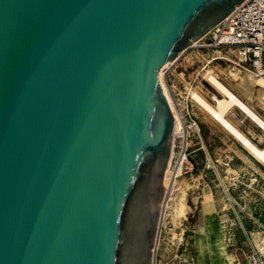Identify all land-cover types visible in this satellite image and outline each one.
<instances>
[{
    "label": "water",
    "instance_id": "1",
    "mask_svg": "<svg viewBox=\"0 0 264 264\" xmlns=\"http://www.w3.org/2000/svg\"><path fill=\"white\" fill-rule=\"evenodd\" d=\"M244 1L0 0V264H153L159 71Z\"/></svg>",
    "mask_w": 264,
    "mask_h": 264
},
{
    "label": "rangeland",
    "instance_id": "2",
    "mask_svg": "<svg viewBox=\"0 0 264 264\" xmlns=\"http://www.w3.org/2000/svg\"><path fill=\"white\" fill-rule=\"evenodd\" d=\"M205 39L210 43L209 37ZM224 55L250 68L235 48L190 47L164 72L173 97L193 115L200 132L191 134L181 153L179 162L184 163L176 177L178 189L172 192L170 185L167 195L165 189L156 264H218L219 250L227 252L229 264H264V162L193 98L194 92L209 100L214 94L221 96L209 80V73H214L264 119L260 86L247 93L240 84L245 69L234 64L228 67L221 58ZM227 117L264 148V130L254 120L236 107ZM207 235L211 242L204 258L199 242Z\"/></svg>",
    "mask_w": 264,
    "mask_h": 264
},
{
    "label": "built area",
    "instance_id": "3",
    "mask_svg": "<svg viewBox=\"0 0 264 264\" xmlns=\"http://www.w3.org/2000/svg\"><path fill=\"white\" fill-rule=\"evenodd\" d=\"M207 37H209L210 43H206L205 38ZM192 47L235 48L244 57L245 62L249 63L250 68L248 69L251 73L264 77V0H245ZM174 99L180 110L183 127L177 132L175 130L173 156L169 165L171 178H176L180 166H183L184 161H179L181 153L187 149L185 146L187 140L191 134L200 132L199 125L193 115L188 110L185 111L181 108L175 96ZM165 189L167 195L170 188L166 187ZM155 252L154 249V255Z\"/></svg>",
    "mask_w": 264,
    "mask_h": 264
},
{
    "label": "bare ground",
    "instance_id": "4",
    "mask_svg": "<svg viewBox=\"0 0 264 264\" xmlns=\"http://www.w3.org/2000/svg\"><path fill=\"white\" fill-rule=\"evenodd\" d=\"M197 41H194L190 47L194 46L195 43H197ZM221 58L225 59L226 65L227 66L229 65L228 67H231L234 64L236 66H240V67L245 69L244 75L240 79L241 86L244 88V90L247 93L252 94L256 90V87L259 85L260 90H261L259 98L262 99L260 101L264 102V77H259V76L256 77L255 76V78H253V75H251V71L249 69H247L245 66H243L241 64V62L231 58L228 55L221 56ZM242 60L243 59H241V61ZM175 61H176V59H175ZM175 61L171 60V61L166 62L163 65V67L160 69L159 74H160L161 85H162L163 90H164V92H165V94L169 100V103L173 109V113H174V116L176 119L175 130L177 132L183 127V122L181 120L180 110L177 107V104L174 100V97L171 93V90L168 87V85L166 84L165 79H164L165 70L170 65H172ZM233 70L234 69H232V71ZM209 80L211 81V83L215 87V89L221 94V96L214 94L212 96V98L209 100V98L207 99L206 97H204L199 92H194L193 98L198 103H200L201 107L203 108L204 112L207 115H209L212 118L221 122L224 125V127L226 129H228L236 138H238L253 155H255L257 158H259L260 160H262L264 162V148H260L255 143H253L249 139L248 136H246L239 128H237L229 120V118L227 117V114L232 108H234V107L239 108L246 115H248L252 120H254L261 128H263V130H264V119L256 111H254L252 109V107L245 100H243L237 93H235L229 86H227L225 83H223L221 80H219L214 73H209ZM240 88L241 87H239V89ZM242 91H243V89H242ZM246 92H244V93H246ZM258 94H259V91H258ZM172 154H173V152L171 153V155ZM180 172H181V169L178 170V174ZM164 184L166 187H169V188H171V186H172V192H174L176 189H178L177 188L178 187V179L174 178V177L171 178L170 167H168L166 170ZM179 211H181L182 213L185 214L183 209H181ZM210 242H211V238L209 235H207V238L203 237L202 241L199 242V248H200L201 256L204 258L207 257V255H208V249H209L208 246H209ZM155 250H156V246H155ZM217 255H218V258H217L218 264H229L230 258L228 257L227 252H225L224 250H219L217 252ZM153 264H155V255H154V259H153Z\"/></svg>",
    "mask_w": 264,
    "mask_h": 264
}]
</instances>
